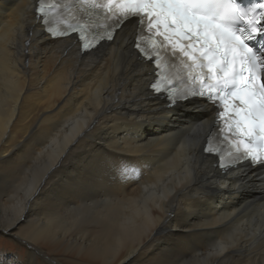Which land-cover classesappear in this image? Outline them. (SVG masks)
Segmentation results:
<instances>
[{
	"label": "bare ground",
	"instance_id": "6f19581e",
	"mask_svg": "<svg viewBox=\"0 0 264 264\" xmlns=\"http://www.w3.org/2000/svg\"><path fill=\"white\" fill-rule=\"evenodd\" d=\"M37 1L0 0V264H211L237 227L221 264H264L263 170L203 153L215 110L151 94L136 23L82 54Z\"/></svg>",
	"mask_w": 264,
	"mask_h": 264
},
{
	"label": "snow or ice",
	"instance_id": "6c2138e0",
	"mask_svg": "<svg viewBox=\"0 0 264 264\" xmlns=\"http://www.w3.org/2000/svg\"><path fill=\"white\" fill-rule=\"evenodd\" d=\"M53 7V15L61 18L55 28L49 21ZM34 11L52 39L75 36L81 53L115 41L116 31L135 18L141 25L134 40L139 55L155 61L157 44L161 49L171 47L185 70L183 78L168 79L164 90L170 93L169 100L173 104L206 100L218 109L214 122L227 116L221 132L232 144L228 154L232 163H224L222 150L214 148L211 139L203 152L218 156L222 170L243 161L264 165V0L247 4L242 0H38ZM91 15L102 16L105 25L93 27ZM81 20L84 23L70 22ZM181 83L183 87H177ZM151 88L161 90L155 83ZM36 191L33 186L27 198ZM246 238L247 233L237 227L208 252L214 258L211 264L227 260ZM261 242L264 245V239Z\"/></svg>",
	"mask_w": 264,
	"mask_h": 264
},
{
	"label": "rangeland",
	"instance_id": "374dc122",
	"mask_svg": "<svg viewBox=\"0 0 264 264\" xmlns=\"http://www.w3.org/2000/svg\"><path fill=\"white\" fill-rule=\"evenodd\" d=\"M16 237L10 236L5 233H0V249L8 252H18L19 245L17 246V240Z\"/></svg>",
	"mask_w": 264,
	"mask_h": 264
}]
</instances>
